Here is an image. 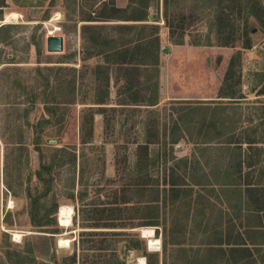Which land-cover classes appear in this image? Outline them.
Returning a JSON list of instances; mask_svg holds the SVG:
<instances>
[{"label":"rangeland","instance_id":"374dc122","mask_svg":"<svg viewBox=\"0 0 264 264\" xmlns=\"http://www.w3.org/2000/svg\"><path fill=\"white\" fill-rule=\"evenodd\" d=\"M103 1L109 0H0V19L8 21L0 34V264H73V255L74 264H139V252L123 256L121 248L143 229L157 240L150 246L144 239L148 251L162 254L165 245V264H192L204 257L195 251L207 248V234L181 230L196 209L180 196L197 190L215 203L235 195L239 153L249 165L245 183L262 184L264 202L261 12L247 20L251 48L243 49V14H232V35L219 40L201 0H150L142 37L159 38L154 90L150 68L118 66L97 54L105 47L96 33L115 45L141 29L133 35L116 27L121 21L87 22L102 14ZM258 1L233 0L229 10ZM115 4L126 8L128 1ZM51 35L63 38L62 52L46 50ZM230 37L231 47L219 45ZM151 51L149 45L141 57L149 62ZM165 181L178 184L177 199L170 191L162 198ZM146 205L157 208L159 226L134 228ZM62 207L72 209L66 226ZM220 208L198 207L196 216ZM230 212L238 217L235 207ZM248 232L247 243L263 242L253 250L264 264V230ZM181 241L184 251L176 255L172 243Z\"/></svg>","mask_w":264,"mask_h":264},{"label":"trees","instance_id":"16d2710c","mask_svg":"<svg viewBox=\"0 0 264 264\" xmlns=\"http://www.w3.org/2000/svg\"><path fill=\"white\" fill-rule=\"evenodd\" d=\"M128 1V5L126 8H119L116 6L115 4V0H109V1H103L100 3L101 5V9L102 14L97 16L94 15V17L90 18L87 20V22H97V21H109L112 19H117V20H124V21H145L146 19H148V14H147V10L150 7V0H127ZM217 0H201V2L203 4H205L209 10V12H212V26L214 27V29H216V33L219 37V40H221V36H223L224 34H228V36H231L232 34L229 33L230 29L232 28V26L235 24L236 21H238L237 19H234L235 17L232 18V14L235 13L238 16H241V14H243V16H245V23L239 24L238 28H240V32H241V36L244 38L245 43L242 46L243 49H250L251 48V43H250V39L247 37L248 35V30H247V20H249L248 18H252V19H256L257 14L255 13L256 9H258L261 12V15L264 16V2H262V0L258 1L257 3H251L246 5L247 9L246 11L240 10L235 7L232 6L231 10H229V8L231 7L230 3L233 0H219L218 2H216ZM166 3V1H165ZM107 11L109 12V14L107 13ZM130 12V17L128 18H122L123 16H118L119 14H123V13H128ZM107 13V14H106ZM264 18V17H263ZM262 18V21H264V19ZM165 23L167 27H170L168 24V19H167V14H165ZM264 22H262L263 24ZM264 25V24H263ZM8 25H1L0 26V34L3 30V28L7 27ZM87 28L90 26H86ZM117 28H123V30H128L129 32H133V35L135 34L134 31L137 30L139 27L141 28L139 30V33H136L134 35V37L132 38H127L124 39L122 41H120L119 43L114 45V41L111 40H106V38H101V36L99 35V33L97 34V38L95 39H102V43L101 45L105 47V49L103 48V51H99L97 52L98 55H102L107 57V60L110 61L113 64H117V65H123V64H132L133 61H135L136 64H147V61L145 60V57H141V54H143L144 52H146V48L150 45V47L152 48V57L154 58V60H152V62L150 63L154 68L152 71V76H154V79L156 80L155 84L153 85V89L157 87V79H158V57H159V38L156 35L154 39L147 41V38L142 37V34L144 33V31L149 28L148 24H139V25H131V26H127V25H118L116 26ZM100 28L103 29V26H101ZM131 30V31H130ZM233 39L227 38L224 40V42H219L220 46L223 47H231V45L233 44ZM112 43V45H111ZM111 54V55H110ZM233 58L230 61V65L232 64ZM100 65V64H99ZM100 69V68H99ZM153 79V78H152ZM226 79V78H225ZM155 90V89H154ZM224 98V97H223ZM233 98V97H232ZM156 99V96L154 95L153 97L151 96L149 98V103L154 102V100ZM103 100L97 102V104H103ZM223 150H227V149H223ZM169 185L170 188L168 189V191H178L177 189V183H174V181H171L169 183H167L166 181L164 182V187L162 188V192L164 194V192H166V185ZM160 191V192H161ZM160 192L157 194V199L159 200L160 197ZM164 198V197H162ZM158 202V201H156ZM264 203V202H263ZM156 204V203H155ZM58 210V206L55 205L54 206V212L56 213ZM263 211H264V204H263ZM140 212L142 213V217L141 220L142 222H140V224H138L137 226H135L134 228H140V227H157L159 226L157 220H158V214L157 212V208L156 207H149L148 205L145 206L144 210H140ZM33 221L35 220V215H32ZM56 225V222H55ZM39 226V225H38ZM41 226V224H40ZM111 228V227H110ZM183 232H186L185 230H182ZM207 230H203V233L207 234L205 235V238L207 239V241H205L204 243H202L201 245L203 246H207L206 249L204 250H197L195 251L196 254H198L199 252L204 253L207 258H205V261H201L197 264H215V258L221 256V257H225V256H229L232 257L233 253L236 255H242L246 256V258L251 254L250 251L247 248H233L232 246H242V245H247V243L243 242L241 239H238V237H233V234L230 232H227L224 238H221L219 236V231L214 230V231H207ZM48 233V232H47ZM51 233V232H50ZM53 233V232H52ZM155 233L157 234V229L155 230ZM262 234V233H261ZM260 234V235H261ZM135 237V240H130L129 243L124 244V246L121 248V254L123 256H126V254L129 251H136L140 253V257L145 258L146 263L147 264H165V260H164V255L166 253L165 250V245L164 247H162V254H158V253H154L151 251L147 250V246H146V240H144L145 238H142L139 236V234L135 233L133 234ZM263 236V235H262ZM239 240H241L239 242ZM251 244V243H250ZM173 247L175 248L176 255H180V253H182L183 248V242H177V243H172ZM226 246V248H224ZM230 247V248H228ZM186 252V251H185ZM188 252V251H187ZM70 260L71 263L74 264L76 257L75 255L70 256ZM234 264H260V262L258 261H250V262H233ZM225 264H230L229 262L225 263Z\"/></svg>","mask_w":264,"mask_h":264},{"label":"crops","instance_id":"0c3cea01","mask_svg":"<svg viewBox=\"0 0 264 264\" xmlns=\"http://www.w3.org/2000/svg\"><path fill=\"white\" fill-rule=\"evenodd\" d=\"M0 26L1 25H6V23L3 21V19H0ZM114 20V21H113ZM110 21V20H109ZM112 21L114 23H117L115 21H121L120 23L122 24H116V25H139V24H148L150 25L149 22L147 21H124V20H117V19H112ZM91 23H96V22H91ZM90 24V23H89ZM106 25V23H105ZM152 51L148 54V57L151 58V60L148 62L147 64H136L135 61H133L132 64H123V65H118V66H144L147 68H150L153 71V66L150 64L152 62V60H154V58L152 57ZM159 61H160V57H158V71H159ZM117 65V64H116ZM152 78L154 79V76H152ZM159 80V72H158V79L157 82ZM148 101V100H147ZM157 104V100L155 99L154 102L149 103L150 106H154ZM219 150H223L222 148H219ZM240 150V149H239ZM236 167V170L234 171L236 176L238 175V181H236L233 186H237L238 192L236 191L235 195H231V196H223V197H216L217 199H215V203H213L212 201L209 202L207 199H210L209 196L202 194L200 191H195V190H190L188 195L186 196H180L181 199L182 198H189V200H191L189 202V207H194L196 209V212L198 210V207L200 209H204L206 210L207 207L212 206L213 208H216L217 205H221V208L218 210L217 214L208 216L207 213H205L206 211H203L199 214V217H197L196 212L192 213L190 212V215L188 214L186 217H184V221H185V227L181 230H185V231H192L194 229H198V230H207L209 231H214L217 230L219 231V236L221 238H224L227 232H230L233 234V237H238V239H241L244 243L249 242L248 238L244 237V230H250L255 234H261L262 230H264V225H263V185L259 184V182L255 181H246L247 183H245L244 179H243V172L244 170L249 167V165H246L243 161V158H241V153H239V161L236 163V165L234 166ZM237 171V172H236ZM228 173V172H227ZM230 173V172H229ZM242 175V176H241ZM235 176V175H233ZM241 179H242V183H241ZM191 187H194V184L191 185ZM223 187L225 188H229L228 184H224ZM241 188L243 189V191H241ZM166 192H168V190H166ZM166 192H164V194L162 195V197L166 198ZM171 193H175L173 194L172 197H174L175 199H177V194L180 192L179 191H170ZM161 197V196H160ZM169 197V196H168ZM222 198V199H219ZM223 198H225L223 200ZM193 200V201H192ZM198 200V201H197ZM216 200H220V202L216 201ZM232 201L234 203V205L232 206ZM224 205V206H223ZM205 207V208H204ZM232 207H235L238 211V217L236 216L235 219L233 217V213L230 212V209ZM207 217V218H206ZM241 220L239 225L235 222L236 220ZM245 219V220H242ZM251 221V223H249L248 221ZM214 222L212 227H209L211 224L210 222ZM243 221H245L243 224ZM249 223V227L247 226ZM246 225V226H245ZM255 231V232H254ZM250 232V233H251ZM249 233V232H248ZM249 233V234H250ZM263 235V234H261ZM248 237V236H247ZM250 238V237H249ZM239 240V242L241 241ZM257 245H261L263 246V242H259V244L257 243H247V245H242V246H232L233 248H247L250 251V255L246 258V256L241 257L242 255H236L233 253L232 257L229 256H225V257H217L215 258V264H225L227 262H229L230 264H234L233 262H250V261H259V258H257L256 254H254V250L253 248H256ZM226 248V246L224 247ZM230 248V247H228ZM204 254V253H203ZM207 258V256L204 254V257H199L194 259V261L197 263L201 262V261H205L204 259ZM145 260V258H144ZM194 261L192 262V264H194ZM146 262V260H145ZM161 264V263H160Z\"/></svg>","mask_w":264,"mask_h":264},{"label":"bare ground","instance_id":"6f19581e","mask_svg":"<svg viewBox=\"0 0 264 264\" xmlns=\"http://www.w3.org/2000/svg\"><path fill=\"white\" fill-rule=\"evenodd\" d=\"M10 16L14 17L15 14L12 13V14H10ZM4 22L7 23L8 22L7 19H5ZM71 213H72L71 207H62V208H60L58 214H59V222H60L61 226H66L69 223L70 217H71ZM142 231H143L142 233H143L144 238L150 240L149 241L150 246H153L154 244H157V240H152L151 239L153 237V234H154L152 229H143ZM14 237H15V239H18V234H15ZM67 243H68V240H60L59 241V245H63V244H67ZM138 262H139V264H146L144 258H139Z\"/></svg>","mask_w":264,"mask_h":264},{"label":"water","instance_id":"95a60500","mask_svg":"<svg viewBox=\"0 0 264 264\" xmlns=\"http://www.w3.org/2000/svg\"><path fill=\"white\" fill-rule=\"evenodd\" d=\"M46 50L50 53H59L63 50V38L61 36L51 35L46 38ZM167 49H163L162 52H166ZM143 238V234L141 235Z\"/></svg>","mask_w":264,"mask_h":264}]
</instances>
